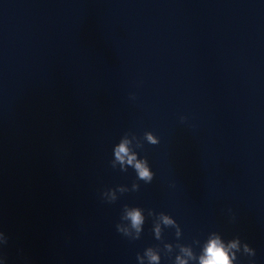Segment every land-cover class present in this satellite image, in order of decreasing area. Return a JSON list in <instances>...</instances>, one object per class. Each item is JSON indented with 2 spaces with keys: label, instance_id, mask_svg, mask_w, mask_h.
Segmentation results:
<instances>
[{
  "label": "clouds",
  "instance_id": "obj_1",
  "mask_svg": "<svg viewBox=\"0 0 264 264\" xmlns=\"http://www.w3.org/2000/svg\"><path fill=\"white\" fill-rule=\"evenodd\" d=\"M148 140L152 142L153 144L157 143L151 135H148ZM116 157L121 162L124 161L125 156L128 157V163L132 164L135 160V156H129L128 155V148H127V142L121 143L119 147L116 149ZM135 167L138 171V175L140 179L145 180L146 182H150L153 179V172L149 170L147 166L146 161L137 162L135 164ZM127 218L131 221V225L133 228L137 230V232L140 231V226L143 223V217L141 216V213L139 209L133 208L129 211H127ZM168 222L167 219L165 221ZM116 229L119 233L122 232L119 225H116ZM8 243V237L3 231H0V246L7 245ZM238 247L237 242H232L230 245L231 249H236ZM230 248L225 247L223 243L220 242V240L212 239L208 242L207 246L204 250V255L200 257V264H232V259L235 258V254L232 253L230 256ZM245 252H252L251 257L255 256V251L249 248L248 244L244 245ZM150 259L155 261L157 260V257L155 255H151V251L149 250ZM0 259H3L4 264H7L6 257L3 255H0ZM180 264H185L184 261H180ZM254 264V262H252Z\"/></svg>",
  "mask_w": 264,
  "mask_h": 264
}]
</instances>
